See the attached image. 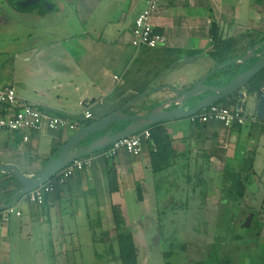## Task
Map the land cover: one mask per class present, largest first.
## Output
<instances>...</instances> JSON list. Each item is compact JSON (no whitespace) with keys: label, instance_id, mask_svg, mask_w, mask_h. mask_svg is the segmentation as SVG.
Returning a JSON list of instances; mask_svg holds the SVG:
<instances>
[{"label":"crops","instance_id":"1","mask_svg":"<svg viewBox=\"0 0 264 264\" xmlns=\"http://www.w3.org/2000/svg\"><path fill=\"white\" fill-rule=\"evenodd\" d=\"M8 1L16 12L32 15L35 27L32 32L28 31L29 38L24 47L19 45L18 37L14 41L10 52L14 54V71L10 76L1 75L0 64V89L13 87L20 102L26 101L50 114L76 120L79 129L87 120L82 112V101L91 103L88 109L93 120L103 118L143 92L148 93L134 101L126 111L136 113L142 106L143 109L155 107L165 99L176 96L175 89L188 90L217 64L244 56L254 45L264 42V26H258L264 25V0H161L152 22L159 32L167 36L168 41L156 48H138L132 43L135 20L148 6L149 0ZM53 13L58 15V19H50ZM37 26H41L38 29L45 26L41 33L48 32L51 26H63L62 30L56 28L63 34L50 40L39 36L35 38ZM67 26H79L80 38L67 39ZM93 34L97 37H93ZM231 39L235 41V48L224 49V41ZM217 45L221 49H217ZM4 47L0 44V53ZM260 49L257 52L263 50ZM22 55L27 57L23 58L22 65H29V71L24 74L19 72ZM214 77L208 78L207 83H213ZM151 90L153 92L149 93ZM243 91L245 98L241 109L244 112L249 107L251 113L256 115L258 99L248 94L247 87ZM224 102L229 104V98ZM9 109L8 105L0 104V116L6 115ZM104 110L107 112L101 115ZM185 120L189 121L191 127L182 126ZM160 123L172 138L169 150L174 148V143L188 145L189 155H181L180 151V154L168 153L171 167L185 160L184 168H190L184 184L188 186L185 187L187 190L184 188L188 198L195 199L194 195L188 193L193 183L191 175L204 173L209 180L213 173L227 174V169L233 165L237 166L238 173L248 151L256 150L257 164L259 157L264 155V129L257 120L226 126L220 121L194 123L187 116ZM69 131L73 130L48 127L28 133L0 130V164H17L23 172L27 170L28 176L36 177L45 166L42 167L39 162L30 165V156L41 150L48 162L70 137ZM111 131L108 127L101 135L114 133ZM26 134L29 140L24 139ZM153 144L151 139H143V152L140 155L131 154L124 148L112 158L103 154L107 148L98 155L88 154L93 156L92 166L77 170L72 175L61 193V199H53L44 205L28 201V205L19 207L20 199L14 205L21 212L20 215L13 214L8 221H3L0 216V243L9 237L11 228L18 227L23 218L30 223L38 217L44 220L48 217L51 223L54 217L58 222V231L63 233L64 228L59 225L62 208L70 202L73 192L78 195L80 191L89 190L92 182L93 187L104 189L111 196L110 201L114 193L124 198V189H138L140 184L143 193L138 198L149 202V195L154 193L152 185L159 172H154L153 168L151 151H157V146L155 149ZM108 159L115 161L113 167L117 171L119 184L116 192H111L109 188ZM3 175L14 185V177L6 173L0 172V181ZM11 188L14 187H7L9 190ZM167 199L171 201L175 197L170 195ZM3 200L0 197V204ZM70 215L74 216L75 213ZM114 227L113 222L110 230ZM5 251H8L6 246L0 244V253Z\"/></svg>","mask_w":264,"mask_h":264},{"label":"rangeland","instance_id":"2","mask_svg":"<svg viewBox=\"0 0 264 264\" xmlns=\"http://www.w3.org/2000/svg\"><path fill=\"white\" fill-rule=\"evenodd\" d=\"M0 16V44L5 46L0 53L1 75L6 77L14 71V54L10 53L13 43L18 37L19 45L25 46L29 38L28 31L32 32L35 27V19H31L32 15L16 12L8 0H0ZM50 19H58V15L53 13ZM39 27L34 30L35 38L39 36L50 40L63 34L56 29L63 26H51L46 33H41L45 26L41 29ZM67 27V39L80 38L79 26ZM93 37L97 35L93 34ZM25 57L22 55L19 61V72L22 74L29 71V65H22ZM218 104L226 105L224 100ZM106 112L104 110L101 115ZM251 112L249 107L244 109L247 116L253 115ZM182 126L191 127L187 120ZM103 131L94 134L93 138L102 136ZM73 133L68 132L69 135ZM173 145L174 148L168 150L170 155L179 151L181 155H189L188 145ZM102 150H96L92 155H98ZM43 156V152L38 150L30 156L28 162L30 165L39 162L44 167L47 158ZM107 162L113 166L115 161L108 159ZM186 163L192 165L190 161ZM184 166L185 160L169 166L168 171L158 172L149 202L138 198L143 193L140 184L138 189H124V198L114 193L111 201V196L104 189L92 186L93 182L89 190L80 191L78 195L73 192L70 202L62 208L59 225H62L64 232L61 234L54 217L51 223L48 217L45 220L38 217L30 223L23 218L18 227L11 228L9 237L0 243L8 250L0 253V264H122L115 228L110 230L116 219L114 207L123 216L128 235L137 246L138 264H264V213L261 210L262 204L264 206V155L258 159L255 182L241 207H234L229 193L220 189L221 186L233 187L231 179L237 177L236 165L227 169L234 173L230 180H225L222 173H213L209 181L206 175L204 184L199 183V191L208 189L210 193L206 202H202L204 198H199L198 194V197L194 195L195 199L186 197L185 187L188 186L184 184L187 180L186 172L190 168L185 169ZM24 171L27 174V170ZM190 177L198 181L194 174ZM170 195L175 199L167 201ZM222 196L224 200L227 199L226 204L222 203ZM201 203L207 206L201 208ZM26 205L28 200L24 197L17 204L19 207ZM72 212L74 216L70 215ZM157 238L162 239L161 242ZM210 253L214 256H210Z\"/></svg>","mask_w":264,"mask_h":264},{"label":"water","instance_id":"3","mask_svg":"<svg viewBox=\"0 0 264 264\" xmlns=\"http://www.w3.org/2000/svg\"><path fill=\"white\" fill-rule=\"evenodd\" d=\"M260 48L263 50L257 52ZM251 58H256V60L250 65L249 60ZM247 65L250 66L245 68ZM263 69L264 42H261L254 45L244 56L235 57L226 63L217 64L188 90L175 89L176 96L165 99L155 107L150 106L140 109L136 113L126 111L134 101L148 93L143 92L103 118L94 120L89 125L70 135L56 154L49 158L44 169L36 177L27 176L17 164H0V172L11 175L20 183V186L14 189L15 191L10 201H2L0 212L17 204L31 190L46 184L75 159L92 154L96 150L107 148L114 142L150 125L196 114L232 95L239 97L237 109H241L245 98L243 89ZM218 71L220 72L218 73ZM211 76L215 77L213 83L210 84L207 83V79ZM152 92L153 90L149 91V93ZM256 104V116L258 119L264 120V94L258 98ZM118 122L128 123L118 132L106 133L91 139L88 143L82 144L91 135L106 130ZM157 240L159 241V238ZM200 241L202 242V240Z\"/></svg>","mask_w":264,"mask_h":264},{"label":"built area","instance_id":"4","mask_svg":"<svg viewBox=\"0 0 264 264\" xmlns=\"http://www.w3.org/2000/svg\"><path fill=\"white\" fill-rule=\"evenodd\" d=\"M160 2L161 0H149L148 6L137 16L132 28V43L134 46L138 48H156L167 43V36L159 32L152 22V16L158 11ZM0 104L8 105L10 107L6 115L0 116V130L23 133L41 131L44 127L50 129L67 128L73 131L79 130V122L76 120H72L66 116L50 114L39 106L26 101L20 102L16 90L13 87L0 89ZM90 104L89 101L81 102V106L83 107L82 112L87 119L92 117V113L88 109ZM189 119L194 123L220 121L226 126H232L235 123L244 124L248 120L256 121L258 118L256 115H245L242 109L234 110L214 103L196 114L190 115ZM151 136L150 129L146 127L114 142L105 149L103 154L108 158H112L117 155L120 149L124 148L131 154L140 155L143 152V139H151ZM24 139L29 140V135L26 134ZM153 146L156 149V145L153 144ZM92 164V155L75 159L58 173L60 175V181L64 182L77 170L89 168ZM48 182L31 190L24 196V198L29 202L43 205L45 193L52 188V185L48 184ZM13 214L20 215L21 212L16 210L14 206L0 212L3 221H8Z\"/></svg>","mask_w":264,"mask_h":264},{"label":"trees","instance_id":"5","mask_svg":"<svg viewBox=\"0 0 264 264\" xmlns=\"http://www.w3.org/2000/svg\"><path fill=\"white\" fill-rule=\"evenodd\" d=\"M212 26H217V25H212ZM213 32H214V35L217 34V32L215 30ZM222 41L223 40H221L220 42L222 43ZM223 44H225V45H222L223 48L227 49V50L228 49L232 50L236 46L235 41L233 39H231L229 41H224ZM217 49H221V46L217 45ZM224 58H227V57H224ZM255 60H256V58H251L249 60L250 65L253 64V62ZM250 65L245 66V68H248ZM263 86H264V69L262 71H260L252 79V81L248 84V86H247L248 94L249 95H255L256 98L258 99L261 95L264 94V91H262V88H264ZM237 103H238L237 96L232 95L229 97V104L223 105V106H226L228 108L236 110L237 109ZM143 107L144 106H142L141 109H143ZM93 121H94L93 119H90V118L87 119L83 123L82 128L89 125ZM257 122H259L260 124L262 123L261 128L264 129V120L261 121V120L257 119ZM122 123L123 122H119V123L114 124L112 127L110 126L109 128H111V130H112L111 132H118V131L122 130L127 125L128 122L123 123V124ZM235 124H237V123H235ZM147 128H149L151 131L152 142L155 143V145L157 146V151H151L154 172L165 171L170 166L169 159H168V150H169V146H170L172 138L170 137V135L168 134V132L166 131V129L163 127V125L161 123H155L153 125L148 126ZM93 137H94V135L89 137V139L87 138L88 140L86 139L83 143H88L91 139H93ZM256 164H257V153H256L255 149H251L250 151L247 152V154L242 159L240 172L236 173L237 177L234 179L233 178L231 179L233 187L221 186V188H220L221 190H223L226 193H229L228 195L232 199L234 207H241V205L245 203V199H246V196L248 195V191L253 186V184L255 182V176L257 175ZM198 174L199 175H194L198 181H193V183L190 184V186L191 185L192 186H191L190 192H188V193L190 194V196L198 194L199 198L200 197L204 198V201H202V202H206L207 198L210 196L208 189H204V190H200V191L198 190L199 183L201 185V183L206 181V175L204 173H198ZM232 174H234V173L230 172V174H229V172L227 171V174L226 173L223 174L222 177H224L225 180L226 179L230 180V176ZM36 176H38V173L36 174ZM59 176L60 175L57 173L54 177H52L49 180L48 184L52 185V188L50 191L45 193L43 205L46 203H49L53 199H55V200L61 199L60 197H61V193L64 190V187L68 183V180L72 177L71 176L68 179H66L64 182H61ZM29 177H31V176H29ZM11 178H13V177L11 176ZM13 179L15 181L14 185L12 183H10L9 178H6L5 176L0 181V197L4 198L6 202H8L11 199V197L15 191L14 189H16L17 187L20 186V183L15 178H13ZM225 180H224V182H226ZM108 181H109L110 191L111 192L118 191L119 184H118L117 171H116L115 167H113L111 165H110L109 171H108ZM207 181H209V180L207 179ZM8 186L14 187V188H11L12 191L7 189ZM198 195H197V197H198ZM224 199H225L224 196H222V199H221L222 203H225V201H227V199L226 200H224ZM203 206H207V205L204 203L199 204V207L203 208ZM116 209L117 208L114 207V212L116 214L115 215L116 219H114V223H115L114 228H115V232H116V242H117V249L119 250V258L121 259L122 264H138L137 246L135 245L134 241L131 239V236L128 235L129 231H127L128 229H127V226L125 224V220H124L123 216L121 217V214L119 215V212ZM261 210L264 213L263 204L261 206ZM161 240L159 239L160 242H161ZM212 252L214 253L213 250H212ZM213 253H210L209 255L214 256ZM223 262L224 261H222V263ZM218 263L220 264V262H218ZM218 263L216 262V264H218Z\"/></svg>","mask_w":264,"mask_h":264}]
</instances>
